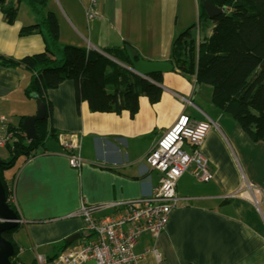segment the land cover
<instances>
[{"label":"crops","instance_id":"crops-1","mask_svg":"<svg viewBox=\"0 0 264 264\" xmlns=\"http://www.w3.org/2000/svg\"><path fill=\"white\" fill-rule=\"evenodd\" d=\"M45 1L43 14L27 1V8H22V1L12 24L0 12V56L21 60L44 52L38 29L25 36L20 31L40 25L44 32L45 13H52L62 45L100 53L126 45L144 60L169 62L173 40L194 26L200 14L198 0H99V18L87 21V0ZM203 21L211 26L209 19ZM194 32L197 39L202 36L199 29ZM28 83L22 67L0 64V115L14 126L22 127L24 118L36 113L35 101L25 95ZM160 87V101L150 104L140 97L134 117L126 111L92 112L84 101L77 104L71 80L46 92L48 127L56 137L34 156L20 157L13 167L0 171L10 191L8 200L22 221L11 237L12 263L39 264L41 257L42 264H52L61 252L80 248L81 206L101 207L93 216L103 218L114 213L113 204L148 197L161 174L148 168L145 157L185 114L214 124L200 146L211 179L198 181L193 165L181 176L176 185L179 202L165 230L155 240L149 235L137 239L133 252L138 264H264V149L250 159L243 154L236 142L242 134L212 104L211 87L200 93L204 88L196 86L194 76L166 72ZM59 134L72 136L78 144L79 169L70 167ZM185 149L191 151L189 146ZM0 160L6 163L10 157L2 155Z\"/></svg>","mask_w":264,"mask_h":264},{"label":"trees","instance_id":"trees-1","mask_svg":"<svg viewBox=\"0 0 264 264\" xmlns=\"http://www.w3.org/2000/svg\"><path fill=\"white\" fill-rule=\"evenodd\" d=\"M22 1H27L32 10L44 13L45 0H0V12L7 24L15 22ZM202 1H210L224 11L209 19L210 27L200 24L202 36L198 39L194 26L175 37L169 56L172 71L194 76L196 86L209 85L212 104L231 117L250 141L264 143V0H198L200 13L207 20ZM41 25L44 32L40 25L27 26L21 29L20 36L38 29L45 42L44 52L21 60L0 56L2 66L22 67L28 73L25 95L41 99L46 107L45 119L35 126L38 135L35 141L27 142L23 128L11 124L16 139L13 147L5 148L10 160L0 165V171L13 167L20 157L34 156L48 139L56 137V132L48 127L47 108L50 109L45 94L66 80L75 84L77 104L86 102L92 112L119 115L126 111L134 117L140 97H146L150 104L161 98L162 74H152L146 79L127 69L130 60L126 45L103 53L62 45L58 22L52 13H45ZM1 182L7 204L14 211L8 200L10 191L3 179ZM15 231L16 228L5 232L3 237L12 243Z\"/></svg>","mask_w":264,"mask_h":264},{"label":"built area","instance_id":"built-area-1","mask_svg":"<svg viewBox=\"0 0 264 264\" xmlns=\"http://www.w3.org/2000/svg\"><path fill=\"white\" fill-rule=\"evenodd\" d=\"M98 1L87 0L84 8L87 21L99 18ZM212 126L211 121L197 122L185 114L180 115L145 157L148 168L161 174L158 186L148 197L113 204L114 213L103 218L93 216L101 207L81 206L78 215L84 222L82 245L61 252L52 264H138L139 258L133 252L137 239L149 235L155 240L165 230L170 213L179 202L176 185L181 176L193 165L192 174L198 181L211 179L208 161L200 146ZM12 128L10 121L0 115V148L13 147L16 132ZM57 137L67 151L70 167L79 169L82 160L76 141L63 134ZM186 146L191 148L190 152ZM16 222L22 223L20 220ZM152 253L160 259L156 249ZM37 260L39 264L45 261L41 257Z\"/></svg>","mask_w":264,"mask_h":264},{"label":"water","instance_id":"water-1","mask_svg":"<svg viewBox=\"0 0 264 264\" xmlns=\"http://www.w3.org/2000/svg\"><path fill=\"white\" fill-rule=\"evenodd\" d=\"M202 7L206 13L208 19H213L217 15L223 13L224 8H218L214 6L210 1H202ZM126 53L130 60V66H125L134 74L142 77L148 78L152 74H163L173 70L172 64L169 62H151L142 59L137 56L134 50L127 47ZM33 100L36 103V113L33 116H28L24 118L22 122V128L24 131L25 139L29 142L38 139L36 133L35 125L37 122L42 121L46 117V107L41 99L34 97ZM5 162L0 160V165ZM0 264H13L11 258L15 254L14 247L12 243L3 237L5 232L14 229L17 226L18 217L16 213L9 207L6 201L5 190L0 179ZM76 236H73L67 242L72 241Z\"/></svg>","mask_w":264,"mask_h":264},{"label":"rangeland","instance_id":"rangeland-1","mask_svg":"<svg viewBox=\"0 0 264 264\" xmlns=\"http://www.w3.org/2000/svg\"><path fill=\"white\" fill-rule=\"evenodd\" d=\"M26 4L27 3L25 1H23V3H21V7L22 8H27V5ZM86 5H87V2H86ZM198 20L199 21H197V19H196L195 22H194V24H193L194 25V28L193 29L196 32L199 29V23L200 24L203 23V17H202V14L201 13L198 15ZM202 86H203L204 89L200 92L201 94L204 93V90H206L207 88H210V86L209 85H206V84H202ZM224 118H226V120H228L229 122H231V124H233V126L235 128H237V130L242 134L241 135L242 137L241 138L240 137L237 138L236 142L242 148V152H243L244 155H246L250 159L255 154H257L258 152H262L263 151V149H264L263 143H259V142L255 143V142L250 141L248 139V137L245 135V133L240 129V127L235 123V121L231 117L224 116ZM234 138H235V136H234ZM243 142H247L248 145H244ZM235 149L237 150V146L236 145H235ZM7 153L8 152H7V150L5 148H0V157L2 155L8 156ZM244 168H245V166H244ZM242 179L244 180V178H242ZM89 264H92V263H89Z\"/></svg>","mask_w":264,"mask_h":264},{"label":"clouds","instance_id":"clouds-1","mask_svg":"<svg viewBox=\"0 0 264 264\" xmlns=\"http://www.w3.org/2000/svg\"><path fill=\"white\" fill-rule=\"evenodd\" d=\"M25 137V136H24ZM27 141V140H26ZM27 142H29V141H27Z\"/></svg>","mask_w":264,"mask_h":264}]
</instances>
